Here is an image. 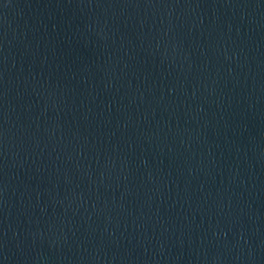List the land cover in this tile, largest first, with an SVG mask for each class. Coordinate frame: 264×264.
Here are the masks:
<instances>
[{"label":"water","instance_id":"95a60500","mask_svg":"<svg viewBox=\"0 0 264 264\" xmlns=\"http://www.w3.org/2000/svg\"><path fill=\"white\" fill-rule=\"evenodd\" d=\"M0 264H264V0H0Z\"/></svg>","mask_w":264,"mask_h":264}]
</instances>
